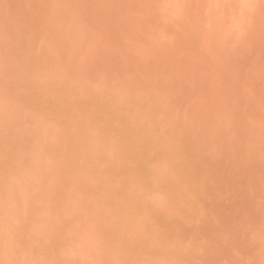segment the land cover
Masks as SVG:
<instances>
[{"label": "rangeland", "instance_id": "374dc122", "mask_svg": "<svg viewBox=\"0 0 264 264\" xmlns=\"http://www.w3.org/2000/svg\"><path fill=\"white\" fill-rule=\"evenodd\" d=\"M0 264H264V2L0 0Z\"/></svg>", "mask_w": 264, "mask_h": 264}, {"label": "snow or ice", "instance_id": "6c2138e0", "mask_svg": "<svg viewBox=\"0 0 264 264\" xmlns=\"http://www.w3.org/2000/svg\"><path fill=\"white\" fill-rule=\"evenodd\" d=\"M262 2H264V0H262ZM247 6L250 7V8H251V7H254V5H247ZM150 195H151V194H150Z\"/></svg>", "mask_w": 264, "mask_h": 264}]
</instances>
